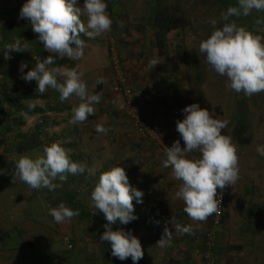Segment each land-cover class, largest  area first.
I'll return each mask as SVG.
<instances>
[{
    "label": "rangeland",
    "instance_id": "obj_1",
    "mask_svg": "<svg viewBox=\"0 0 264 264\" xmlns=\"http://www.w3.org/2000/svg\"><path fill=\"white\" fill-rule=\"evenodd\" d=\"M223 1L230 6H238V0ZM5 2L8 4L7 11L11 7V12L14 13L12 17L16 21L7 34L11 35L14 31L22 47L24 44L27 47L23 48L24 52L10 53L11 59H4L3 71H0V109L3 110V114H0V127L9 126L12 133L23 129L22 125L27 117L9 108L6 101L24 93L38 94L43 96V99H38L36 102L42 107L55 108L61 112L44 114L40 122L35 123L32 132L37 136L33 146L43 150L47 143H58L68 152L69 158L78 164H83L88 154L86 146L92 145L101 152V162L95 166L96 168L90 163L87 170L91 175L86 177L83 183L69 184L68 180L64 182L58 178L55 180L56 197H60L58 194H63L64 190L74 191L80 196L78 200L80 206H85L89 212L88 218H78L82 225L79 224L75 228L71 238L63 236L55 242L53 250L66 258L64 264H133L131 258L120 261L113 257L110 244L99 240L106 221L103 213L94 207L90 194L95 184H90L98 181L99 175L110 168L108 166L123 168L128 174L130 186L143 192L142 203L133 200L134 215L137 219L127 225L111 226L114 231L118 228L131 231L139 239L144 254L137 264H206L205 259L201 260V255H205L202 237L206 234L205 228L209 225L210 219L208 217L203 222L192 221L184 212L183 201L175 199V194L168 192L169 188L163 194L164 188L160 184V180L164 179L161 176L163 167L158 164L165 158L163 146L172 145L171 142H167L166 136L163 139L154 133V137L149 138L141 131L142 137L136 142L138 146L136 154H132L130 150L125 151L124 145L121 148L122 153L110 154L113 148H118L117 132L99 133L98 137L90 134L92 135L90 139L93 138V141L89 143L87 138L77 134L86 121L75 125L69 123L72 108L80 103L77 97L71 96L61 102L56 90L49 88L41 95L36 91L35 81L26 82L21 79L22 73L19 71L21 63L27 64V68L24 69L26 73L35 66L38 58L43 60L49 55L65 62L60 68H76L82 73V79L89 92L100 94L101 100L93 105L94 114L88 119L92 121L97 119L105 127L108 125V118L118 114L119 75L115 66L124 76L128 75L127 77L134 84L131 99L133 106H138L139 100L147 105L145 99H152L148 86L157 82L162 87L156 97L161 99L167 108L174 104L178 108L171 109L170 118L176 117L173 115L175 110L198 103L201 108L208 109L212 118L228 121V126L222 130V134L230 137L236 147L239 179L232 186H226L225 217L219 234L220 249L215 254V264H264V157L256 151L258 145H264V92L246 96L231 91L226 87V77L211 70L204 55L199 51L200 41L207 38L214 30L210 21H217L216 28L222 27L224 23L221 15L226 8L221 6L220 1L168 0L167 5L176 12V24L181 27L166 35L164 53L160 54L154 47L151 29L152 0H105L107 11L113 21L111 30L95 39L82 35L81 38L86 43L84 55L74 61L48 53L39 42L38 34L32 31L30 22L27 19H18L25 0H0L1 18L6 17ZM78 6H83V0H78ZM238 18L234 17V22H238L236 23L238 26L264 38V10L252 9L249 15H241ZM81 20L86 22L87 17L82 15ZM152 59L160 62L154 68H151L149 63ZM99 77H103L105 82L100 83L101 87L98 89L96 81ZM58 82L62 81L58 78ZM19 103L28 105L33 104L34 101L21 100ZM236 121L240 122L237 124L246 126L247 131L243 137L248 139V145H241L234 138ZM20 122L21 126L18 125ZM49 124L52 127L57 126V129H48ZM38 129L40 131L37 133ZM26 130L24 128L23 132ZM171 134H174L173 142L180 139L179 133L171 132ZM12 136V134L5 136L10 140V144L5 146H11V141L18 142L13 140L17 137ZM20 139L21 144L24 142L27 144L24 137ZM144 141L146 145L142 144ZM181 146L184 147L182 140ZM147 152H150V155L146 156L145 154H149ZM30 153L35 156L36 151L32 150ZM199 155L196 151L187 154L190 159L198 158ZM121 156L127 160L123 158L122 162ZM172 196L173 199L169 198ZM33 200H36V197ZM136 208L141 210L140 216L138 213L136 215L135 211H138ZM171 218L174 223L181 225H186L188 220H191L189 225L194 231L191 234L178 235L174 231V225L167 223L169 230H173L172 240L168 246L161 248L156 245V241L161 238L165 224ZM138 222L142 225H134ZM244 233L248 238L247 241L244 239ZM39 255L42 260L39 264H47L46 257L43 258L41 252ZM193 255L197 257L193 258Z\"/></svg>",
    "mask_w": 264,
    "mask_h": 264
},
{
    "label": "clouds",
    "instance_id": "obj_2",
    "mask_svg": "<svg viewBox=\"0 0 264 264\" xmlns=\"http://www.w3.org/2000/svg\"><path fill=\"white\" fill-rule=\"evenodd\" d=\"M252 9L264 10V0H238V6H229L222 13V27L216 28L217 21H210L214 30L199 43V51L210 69L226 77L227 88L246 96L264 92V38L238 26L230 21V17L247 16ZM82 15L87 17L86 22H82ZM18 19L30 22L44 50L73 61L84 55L86 43L82 35L95 39L110 31L113 23L105 0H83L82 7L78 6V0H25ZM26 47V44L22 47L17 39L5 46L2 51L4 58L11 59L10 53L24 52ZM54 63L52 55L43 60L38 58L35 66L26 73L27 64L21 63V79L35 81L36 91L41 95L49 88L56 90L61 102L71 96L77 97L80 103L72 108L69 123H83L94 114L93 105L100 102L101 96L89 92L82 73L76 68H50ZM149 63L154 68L160 62L152 59ZM58 78L62 82H58ZM104 82L103 77L96 81L97 84ZM27 107L32 109L35 105L30 103ZM181 111L183 119L175 121L180 139L171 147L164 148L162 167L171 169V175L180 181L175 196L183 201L184 212L192 221L203 222L219 209L217 189L232 186L239 179L238 157L231 138L222 134L228 121L212 118L208 109L201 108L198 103L187 105ZM22 115L27 116V113ZM95 130L106 134L110 129L98 124ZM194 151L199 152V157L188 158L187 154ZM256 151L264 157V145H258ZM84 171L85 166L73 162L58 143L44 146L42 154L36 158L22 156L15 162V175L36 190L46 188L54 191L56 184L53 181L57 178L64 182L69 174H82ZM90 196L94 207L103 213L106 221L99 240L110 244L113 257L120 261L131 258L133 264H137L144 254L139 239L131 231L123 228L114 231L111 226L127 225L137 219L133 200L142 203L143 192L132 188L125 170L115 166L99 175ZM49 214L55 222L63 223L78 216L79 211L60 203L56 208H49ZM167 223L174 225L178 235L194 231L191 225L174 223L171 218L166 222L161 238L156 241L161 248L172 240L173 230H169Z\"/></svg>",
    "mask_w": 264,
    "mask_h": 264
},
{
    "label": "crops",
    "instance_id": "obj_3",
    "mask_svg": "<svg viewBox=\"0 0 264 264\" xmlns=\"http://www.w3.org/2000/svg\"><path fill=\"white\" fill-rule=\"evenodd\" d=\"M5 4H7V2H5ZM4 8L6 17L1 18L0 16V71H3L2 66L4 65L5 59L2 51L5 49L7 44L13 43L17 40L14 31L11 35L7 34L12 26L15 25L16 21L12 17L14 13L11 12V7L10 10L7 11L8 4ZM1 61L3 62L1 63ZM127 76L125 77L127 78L128 84L131 83L129 85L133 89L134 84H132L131 80ZM111 81H113L112 77ZM112 85L114 86V82ZM161 87L162 86L157 82L154 85L150 84L148 86L150 89L149 94H151L150 97L152 99H145L147 105H145L144 101L139 100L137 101L138 106H133L131 100L129 101L130 108L136 111V119L139 120L140 127L135 128L132 125L133 120L126 115L125 110H120L119 107H117L118 114H115V116L112 115V117L108 118L109 122L106 126V128L110 129L108 132H117L118 134V148H113V151H110V154L122 153V145H124L123 147L125 148V151L130 150L132 154H136L138 152L136 142H139L141 139V131L144 132L145 127L150 128L153 133H157L158 137H162L164 139L166 136L167 142H171V144L173 143L174 134H171V132H176L175 121L183 119V113L181 111L182 108H179L180 110H178V112L175 111V113H173V115L176 116L174 119L170 118L169 115L171 113V109L176 107L174 104L172 107L167 108V105L165 104L164 106L162 100L156 97V94L161 91ZM33 104L36 107H42L39 102H36V100ZM48 114L49 113H46L45 115ZM42 116H44V114L27 117L22 125L23 129H27L25 132H23V129H20L19 132L12 133L11 131L7 133L4 132L3 127H0V264H39V262L42 261L39 255L40 252L43 258L46 257L47 264H64L66 258L61 257L62 255L60 256L53 250V248H55V242L63 236L67 238L72 232L71 227L75 230L79 224L82 225L81 220L80 222L78 221V216H75L68 221L70 228H67L65 225L66 221L63 223H57L49 214V208H56L60 203H64L67 207L72 203L80 205L78 203L80 196H77L74 191L64 190L63 194H58L60 197H56L54 194L55 190L50 191L46 188H41L39 190L32 189L15 175V162L20 157L29 155V157L36 158L38 155L42 154V150L39 147L32 145L34 140H36L35 137L37 136L36 133L33 134L32 130L35 129V123L42 119ZM99 123L102 124L97 119L94 121L87 119L86 123L84 122L81 125V128H79V131L77 132L78 136L82 135L87 138L90 143V141H93V138L90 139V136H99V133L95 130ZM56 127L57 126L55 125L53 127L52 125L50 126V124L47 125L48 129H57ZM39 131L40 129L37 130V133ZM50 132H52V130H50ZM11 134L13 135L12 137H17L13 140L18 142L11 141V146L7 147L5 144L9 145L10 140L6 139L5 136ZM21 137L25 138L24 140L27 144L25 142L21 144ZM142 144L146 145V142L144 141ZM12 145L14 146L12 147ZM50 145L51 143L46 144V146ZM87 147L88 154L85 156L84 162L82 161L85 166V171L80 175L75 174L68 176L67 180L69 184L83 183L87 179L86 177H90L91 175V172L88 171L90 163H92L95 167L101 162V152L95 149L92 145H88L86 148ZM181 147L183 148V146ZM32 150L36 151L35 156H32V153H30ZM155 152L158 153L157 151ZM147 153L149 154H145L146 156L150 155V152ZM152 153L154 154V152ZM123 158V156L120 157L122 162ZM124 159L127 160V158ZM158 165L162 166V161ZM108 167L111 168L114 166ZM161 176L164 178L160 180V184L162 185V188H164L163 194L167 192L168 188V192L175 194L178 190L180 181L176 180L171 175L170 169L162 168ZM73 177L77 179H74ZM53 183H55V181H53ZM96 183L97 181L92 182L90 185H94ZM57 184L60 183L57 182ZM168 194L170 195V193ZM35 197L36 200H33ZM174 197L177 199L176 196ZM174 197L172 196L169 198L173 199ZM43 201L46 202L43 203ZM77 209L78 211H81V208ZM210 218L211 217L209 216V219ZM189 224H191V220H188L186 225ZM207 229L208 225L205 228V231ZM244 239L245 241L248 239L245 233ZM251 239L249 240L250 243ZM218 240L220 243V238ZM202 243L204 251L205 246L203 240ZM218 247L216 253L219 252L220 245H218ZM203 255L204 254L201 255V260L204 259ZM195 257H197V255H193V258Z\"/></svg>",
    "mask_w": 264,
    "mask_h": 264
},
{
    "label": "trees",
    "instance_id": "obj_4",
    "mask_svg": "<svg viewBox=\"0 0 264 264\" xmlns=\"http://www.w3.org/2000/svg\"><path fill=\"white\" fill-rule=\"evenodd\" d=\"M152 1H153L152 2V7H153L152 17H153V19H152L151 29L153 30L154 47L157 49V51L160 54L161 53L163 54L164 53L163 49L165 47L164 41H165L166 35L169 32L180 28L181 26L176 24L177 23V18L175 17L176 12L174 10H172L170 8V6L167 5L168 0H152ZM199 1L204 2L206 0H199ZM214 1L215 2L220 1L219 3L221 4L222 7L226 8V10L230 6L228 3L224 2L223 0H214ZM238 19H241V18H238ZM230 20L234 21V17H230ZM236 23H238V22H236ZM54 60H55V63L52 65L53 67H61V66L65 65V62L63 60H60L58 58H54ZM100 87H101V84H98L97 88L99 89ZM38 99H43V96H40L38 94H32V93H24V94L18 95L17 97L15 96L14 98H12L10 100H7L6 103H8L9 108L15 109L20 114L27 113L26 117H31L33 115H43L46 113H58V112L60 113L61 112L60 110H56L55 108H50L47 106H43V107H36L35 106L34 108L29 109L27 107V105H21L19 103V101H21V100L35 101ZM131 99H132V97L130 98V100ZM125 102H126V108H127V110H129L130 106L128 104V100H125ZM0 114H3L2 109H0ZM240 120H241V117L239 118V121ZM239 121L238 122L236 121V128L233 132L234 138L237 139L241 143V145H248V143H249L248 139L243 137L245 132L247 131V128L244 125L237 124V123H240ZM18 125L21 126L22 123L20 122ZM3 130H4V132H7V133L12 131V129L9 126H3ZM126 175L128 176V174H126ZM74 179H77V178L74 177ZM68 207L71 208L72 210H78L77 208H81V211H79V215H78V218H80V219H85V218L89 217L88 209L83 205L80 206V205H76L75 203H72V204L68 205ZM136 209L138 210V211H135L136 215L139 214V216H140L141 210L139 208H136ZM208 224H209L208 225V228H209L210 222ZM65 225L67 226V228H70L68 221H66ZM134 225L140 226V225H142V223L138 222L137 224H134ZM89 227H90V225H89ZM55 228H57V227H55ZM91 229H93V228H91ZM71 230H72V232L68 236L70 238L72 237L71 235L74 231L72 229V227H71ZM202 240L205 241V235L202 238ZM67 261L69 262L68 259H67ZM140 264H143V263H140ZM177 264H179V263H177Z\"/></svg>",
    "mask_w": 264,
    "mask_h": 264
},
{
    "label": "built area",
    "instance_id": "obj_5",
    "mask_svg": "<svg viewBox=\"0 0 264 264\" xmlns=\"http://www.w3.org/2000/svg\"><path fill=\"white\" fill-rule=\"evenodd\" d=\"M113 41V40H112ZM112 51V46L110 48ZM115 69L119 75V85H118V93H119V99H118V107L120 110H125L126 115L130 117L133 120V126L138 128L140 127L139 120L136 119V111L133 109L127 110L126 108V102L125 100H128V104L130 101V98L132 97L133 90L128 84L127 78L124 76L123 73H120L119 68L115 66ZM146 137L152 138L154 137V133L152 130L148 127L144 128V132ZM165 147H170V146H163V152ZM164 154V153H163ZM226 194H227V189L221 190L217 189V200L219 201L220 199V204H219V209L216 213H213L210 215V226L206 230L205 234V255L204 259L206 264H215V254L217 252V247H218V239H219V234L222 229L224 217H225V203H226Z\"/></svg>",
    "mask_w": 264,
    "mask_h": 264
}]
</instances>
